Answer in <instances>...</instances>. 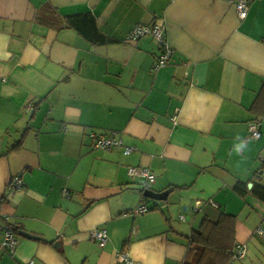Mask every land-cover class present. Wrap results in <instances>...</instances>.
I'll return each mask as SVG.
<instances>
[{"label": "crops", "instance_id": "obj_1", "mask_svg": "<svg viewBox=\"0 0 264 264\" xmlns=\"http://www.w3.org/2000/svg\"><path fill=\"white\" fill-rule=\"evenodd\" d=\"M83 13L114 42L64 26ZM153 23L173 50L156 71V42L126 40ZM263 87L264 0L244 20L227 0H0V242L7 227L18 242L13 257L0 247V264H187V237L221 213L246 245L231 264H264V202L233 190L264 186V117L250 111ZM110 132L133 151L92 148L90 133ZM17 175L22 189L6 194ZM147 189L166 198L149 204ZM142 197L150 210L134 214Z\"/></svg>", "mask_w": 264, "mask_h": 264}, {"label": "trees", "instance_id": "obj_2", "mask_svg": "<svg viewBox=\"0 0 264 264\" xmlns=\"http://www.w3.org/2000/svg\"><path fill=\"white\" fill-rule=\"evenodd\" d=\"M64 26L76 31L92 45H106L114 42V40L99 31L96 20L91 13L65 16ZM263 89L264 87L256 97L250 110L261 117H264ZM20 147H22V139L12 149H19ZM251 184L252 186L248 189L246 183L238 181L233 190L242 198H245L247 194H251L264 202V186L257 180V177L251 179ZM175 189L176 187L173 186L168 187V192ZM11 230L15 231L14 229ZM187 243L188 248L184 260L187 264H231L234 261H239L233 259L234 248L237 244L236 217L221 213L216 222L204 217L200 225L192 230L187 237Z\"/></svg>", "mask_w": 264, "mask_h": 264}, {"label": "built area", "instance_id": "obj_3", "mask_svg": "<svg viewBox=\"0 0 264 264\" xmlns=\"http://www.w3.org/2000/svg\"><path fill=\"white\" fill-rule=\"evenodd\" d=\"M227 1L234 6L236 15L240 20H244L247 17L250 0H227ZM147 37L152 38L158 46V54L156 55L152 63V69L153 71H156L165 67L169 63L173 50L166 38L164 27L161 24H155V23L137 24L130 30V32L126 37V40L138 41L140 39ZM171 121L175 122L176 116H173L171 118ZM259 126L260 123L258 121H254L249 124L248 127L249 133L251 138H253L254 140H259L261 137ZM88 137L91 141V146L94 149L107 151L113 148H122V152L124 155H129L133 151V148L123 145L122 140L119 137H117V134L115 132H110L104 135L90 133ZM128 175L131 178H142L148 184H152L155 179V176L146 167H130L128 168ZM22 187H23V182L21 180L20 175L13 176L6 185L5 193L10 194L16 190L22 189ZM66 194L67 193L65 192V195ZM148 211L149 208L147 207L142 197L140 199V203L138 207L135 208V210H133V213L145 214ZM0 217H2L4 220L8 219L6 216H4V214L2 215L0 214ZM179 219L183 220L184 218L180 216ZM257 233L262 236L264 235L261 229H258ZM88 236L90 240L96 242L98 246L101 248L105 247L109 241L108 233L103 228H96L94 230H91L88 233ZM0 247L8 254H10V256L13 257L15 255L16 249L18 247V242L14 232L11 229L9 228L3 229ZM245 254H246V245L243 243L236 244L234 248L233 259L242 260ZM120 261L122 262V264H129V260L126 259L125 254H121ZM27 264H33V262L30 261Z\"/></svg>", "mask_w": 264, "mask_h": 264}, {"label": "water", "instance_id": "obj_4", "mask_svg": "<svg viewBox=\"0 0 264 264\" xmlns=\"http://www.w3.org/2000/svg\"><path fill=\"white\" fill-rule=\"evenodd\" d=\"M167 192L156 193L150 189L144 191V196L151 200H164L166 198Z\"/></svg>", "mask_w": 264, "mask_h": 264}, {"label": "clouds", "instance_id": "obj_5", "mask_svg": "<svg viewBox=\"0 0 264 264\" xmlns=\"http://www.w3.org/2000/svg\"><path fill=\"white\" fill-rule=\"evenodd\" d=\"M244 147V145L241 143V144H239V145H237V151H239L241 148H243Z\"/></svg>", "mask_w": 264, "mask_h": 264}, {"label": "rangeland", "instance_id": "obj_6", "mask_svg": "<svg viewBox=\"0 0 264 264\" xmlns=\"http://www.w3.org/2000/svg\"><path fill=\"white\" fill-rule=\"evenodd\" d=\"M147 201L149 202V204L154 203V201L151 200V199H149V200H147Z\"/></svg>", "mask_w": 264, "mask_h": 264}]
</instances>
